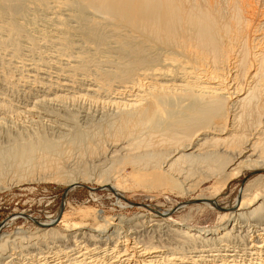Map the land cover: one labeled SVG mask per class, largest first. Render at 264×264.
I'll return each instance as SVG.
<instances>
[{"label":"bare ground","instance_id":"1","mask_svg":"<svg viewBox=\"0 0 264 264\" xmlns=\"http://www.w3.org/2000/svg\"><path fill=\"white\" fill-rule=\"evenodd\" d=\"M0 53L34 99L0 91V185L14 166L70 190L194 197L207 167L221 187L193 200L213 211L258 173L212 228L65 197L57 219L27 217L35 232L0 231V264H264V0H0Z\"/></svg>","mask_w":264,"mask_h":264},{"label":"rangeland","instance_id":"2","mask_svg":"<svg viewBox=\"0 0 264 264\" xmlns=\"http://www.w3.org/2000/svg\"><path fill=\"white\" fill-rule=\"evenodd\" d=\"M0 55V64H2L0 65V69L3 68V72L0 70V91L4 92L8 98L13 100L17 107H23L25 106L24 104L34 101L32 99L33 97L29 96L26 92V87L23 86V83L19 84L17 82L15 84L14 80L7 82L6 76L3 75L5 67L3 64L5 62L4 59H8V57L3 53H0ZM17 120L19 121H8L9 124L7 123L5 126L11 125L13 127L19 122L17 127L21 126L22 120ZM205 168L207 169V167ZM206 169H203L205 170L204 172L203 170H200V173L197 172L201 177H198L196 175L197 173L192 176L193 180L200 182L202 178L203 182L199 183L200 188L193 195L194 197H188L183 196L178 191L174 192L165 187H159L155 190L154 188L150 190L147 188L145 190L144 185L143 187L141 185L138 187L133 185L132 182H129V185L134 187H127V189L125 188L118 195H115L112 190L102 188L90 182H81L80 185H76L74 189L70 190L68 185L58 183L54 180H45L41 176L39 178V175L42 173H38L37 171V173L30 177L28 175L24 176L27 173H23L21 176H24V179H19L18 176L13 178L16 175L14 172L16 173L18 171H16L14 166H10V169L8 166L6 170L7 175L3 180L4 183L0 185V231L5 234L4 236H14L16 233L25 231L27 233L35 232L37 226L32 222V219L27 217H32L39 221H47L50 217L57 219L60 211H63V208L65 210L67 204H71L73 209H82L83 211L92 209L103 210L111 216L122 215L129 218L137 214L151 213L152 211L158 210L161 213H171L170 215L173 221H181L187 217L192 219L193 225L196 227L212 228L220 223L219 215L224 212V208H230L233 204L238 203L242 188L254 176L256 177L258 173L246 172L241 176L233 178L231 183L222 192V195L215 198L220 203V208L218 207V209L212 211L210 208L208 210L197 206L196 204L201 202L193 200L201 193L213 198L215 196L213 194L215 188L221 187L220 179H214L215 176H212L210 170L207 173L208 170ZM206 174L209 176H205ZM27 177L28 179H26ZM65 197L67 200L66 206L61 208L62 204L64 205L65 203ZM71 206L70 210H72Z\"/></svg>","mask_w":264,"mask_h":264},{"label":"water","instance_id":"3","mask_svg":"<svg viewBox=\"0 0 264 264\" xmlns=\"http://www.w3.org/2000/svg\"><path fill=\"white\" fill-rule=\"evenodd\" d=\"M63 203V202H62ZM61 208H63V204H62V207Z\"/></svg>","mask_w":264,"mask_h":264}]
</instances>
